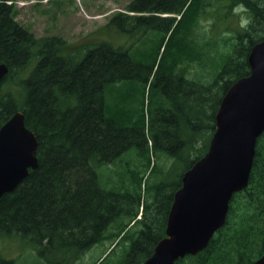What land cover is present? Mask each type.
Returning a JSON list of instances; mask_svg holds the SVG:
<instances>
[{"label":"trees","instance_id":"1","mask_svg":"<svg viewBox=\"0 0 264 264\" xmlns=\"http://www.w3.org/2000/svg\"><path fill=\"white\" fill-rule=\"evenodd\" d=\"M7 1L0 0V63L8 69L0 82V127L16 111L23 113L26 128L38 142V166L0 197V235L28 242L46 264H77L105 241L111 247L93 264H144L165 237L183 174L208 150L225 92L249 74L250 49L264 40V7L259 0H130L77 46L59 36L35 37L14 20L13 5ZM239 4L247 9L242 14L251 18L246 27L233 12ZM206 8L216 23L213 30L218 23H237L230 28L235 42L219 59L210 56L212 43L196 45L192 59L215 77L207 85L190 82L187 92L188 57L180 53L174 37L186 32L193 41L191 27ZM148 33L156 36L158 45L150 66H145L146 59L135 57L131 44ZM151 77L158 106L148 129L154 131L156 144L159 133V146L168 151V158L187 166L177 181L157 185L152 202L141 204L140 177L125 185L131 196L102 189L97 169L145 142L143 117L135 119L132 109L125 113L116 101V89L110 103V88L118 85L122 90L135 82L144 86ZM174 118L177 121H170ZM125 242L124 257L110 262L114 243ZM263 255L264 133L256 141L248 186L233 195L225 225L202 251L176 264H254ZM0 264L12 261L0 256Z\"/></svg>","mask_w":264,"mask_h":264},{"label":"water","instance_id":"2","mask_svg":"<svg viewBox=\"0 0 264 264\" xmlns=\"http://www.w3.org/2000/svg\"><path fill=\"white\" fill-rule=\"evenodd\" d=\"M248 76L224 94L207 153L181 180L165 234L144 264H175L196 255L226 220L232 195L249 180L257 138L264 132V40L250 49ZM0 63V81L7 74ZM37 141L16 111L0 127V197L12 192L38 166ZM254 264H264V255Z\"/></svg>","mask_w":264,"mask_h":264},{"label":"rangeland","instance_id":"3","mask_svg":"<svg viewBox=\"0 0 264 264\" xmlns=\"http://www.w3.org/2000/svg\"><path fill=\"white\" fill-rule=\"evenodd\" d=\"M14 19L28 32L35 37H49L60 36L69 44L80 45L86 40V36L99 30L100 26L106 23L107 19L115 11H123V8L130 2V0H13ZM203 11V10H202ZM201 11V12H202ZM240 16L242 13H236ZM203 21V23L201 22ZM211 21V23H207ZM234 21V19H233ZM214 20L208 15V8L195 20L191 27V35L184 32L176 39L175 45L179 48L180 53L185 54L188 60L184 62V67L187 69L186 73V91H189L190 82L200 80L204 84H210L214 80V73L204 69L197 64L192 56H196L197 44H201L207 40V43H212L210 56L218 57L222 54H228L231 44L235 42V31L230 28L236 27L237 23L234 21L231 24L224 26L218 23L213 30L212 26ZM216 24V23H215ZM216 27L224 28L221 32H215ZM92 37V36H91ZM90 37V38H91ZM139 41H133L131 44V51L135 57H141V60L146 59L142 63L145 66H150L149 61L153 57V52L158 45L156 36L148 33L140 36ZM174 39V40H175ZM161 52L159 53L160 57ZM157 58V61L159 60ZM219 59V57H218ZM216 59L212 65H218L219 60ZM182 66V65H180ZM156 67V66H155ZM219 68V67H218ZM139 70V69H138ZM155 70V69H154ZM142 75H145V69L142 68ZM154 71L151 76H153ZM196 75V76H195ZM199 75V76H198ZM152 77L144 86L135 82L136 85L114 86V90L110 88V95L113 92V97L109 99L110 103L114 101V91H117L116 101L122 105L126 111L134 110L136 118L139 115L143 117L145 122L144 139L140 148L133 147L124 152L115 161L103 165L97 169L98 183L102 189L112 191L126 192L125 185L130 184V181L141 180V188L138 190L141 201L150 202L153 196L152 191H155L157 185L175 182L178 180L182 170L187 166V162L175 160L173 157L168 158L164 148L159 146L160 138L157 135V144L153 137L154 131L151 133L148 129L151 126V119L156 117L157 112V87L154 89L151 83ZM144 84V83H143ZM218 87H213V90ZM134 97L132 103L129 102ZM131 101V100H130ZM116 104V103H115ZM187 113L189 111V101L186 102ZM128 109V110H126ZM163 115L164 112H161ZM187 135V129L183 130ZM171 147H175L173 142ZM186 153V152H185ZM152 166L153 169H152ZM132 174L134 176H130ZM128 183V184H126ZM146 185V189H145ZM150 189V192H146ZM131 196L134 193H129ZM153 201V200H152ZM151 201V202H152ZM136 229V228H135ZM128 242L123 244L115 243L113 245V252L109 256V261L114 262L124 257L128 248ZM112 245V244H111ZM110 241H105L92 247L89 251L84 253L77 264H93L111 247ZM0 256L12 261V264H46L43 259L38 256L37 250L28 242L21 240L17 236L0 235Z\"/></svg>","mask_w":264,"mask_h":264},{"label":"clouds","instance_id":"4","mask_svg":"<svg viewBox=\"0 0 264 264\" xmlns=\"http://www.w3.org/2000/svg\"><path fill=\"white\" fill-rule=\"evenodd\" d=\"M259 6L264 7V0H259ZM247 9L245 8V6L243 4H239L237 6L234 7L233 12L234 13H244L246 12ZM250 17H247L245 15H241L240 16V25L242 27H246L249 23H250ZM203 23V21H201ZM207 23H211V21H208Z\"/></svg>","mask_w":264,"mask_h":264},{"label":"bare ground","instance_id":"5","mask_svg":"<svg viewBox=\"0 0 264 264\" xmlns=\"http://www.w3.org/2000/svg\"><path fill=\"white\" fill-rule=\"evenodd\" d=\"M168 86V85H167ZM169 120V119H168ZM173 120H176V118H174V119H172V120H170V121H173ZM177 121V120H176ZM175 122V121H174ZM167 123V122H166ZM77 206V205H76ZM102 230V229H101ZM52 231V230H51ZM46 233V232H45ZM50 233V232H49ZM47 234V233H46ZM45 234V235H46ZM51 240V239H50ZM145 245V244H144ZM56 248V247H55Z\"/></svg>","mask_w":264,"mask_h":264}]
</instances>
